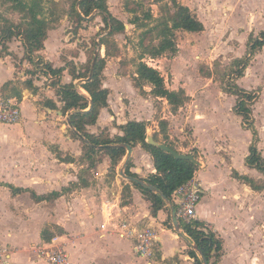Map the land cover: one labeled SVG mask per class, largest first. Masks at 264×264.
Here are the masks:
<instances>
[{
  "label": "crops",
  "instance_id": "0c3cea01",
  "mask_svg": "<svg viewBox=\"0 0 264 264\" xmlns=\"http://www.w3.org/2000/svg\"><path fill=\"white\" fill-rule=\"evenodd\" d=\"M84 27L85 25L81 26L76 34ZM73 42L75 41L69 40L64 45L58 40L57 31L53 27L47 31L43 48L32 54L31 58H33V61L40 59L53 68L63 67L60 77L61 83L73 82L78 90L88 97V93L80 87V83L83 82L82 79L73 80L69 73V64H71L70 62L84 64L92 45L89 42L85 46L79 45V43L73 45ZM94 52L93 60L97 50L95 49ZM101 54L104 55V52L102 51ZM106 57L104 58L105 63ZM105 75L104 65L102 84L110 92V88L106 86L104 81ZM244 75L239 79H242ZM27 79L32 81L34 90L24 86L23 82ZM51 81V75L44 76L35 72L34 65L25 57V48L19 37H13L5 43L0 41V96L15 97L8 92L2 94L1 87L8 82H13L16 85L21 94L20 99L18 98L22 111V119L19 125H22L28 134L23 137L24 142L33 145V148L29 150L31 164L16 163V170L26 172L27 169H37V171H32V174L35 175L34 179L39 180L43 178L41 177V172H43L41 170L45 168V159L47 158L50 163V158L53 157V161H59L60 165L64 166L65 173L63 175L66 181L61 183L60 187H41L42 184L30 186L15 184L7 179L0 178V180L27 188L38 195L53 190L60 191L67 186L71 187L69 191L50 201H36L29 191L13 194L10 189L5 187L7 195L4 201H0V246H9L13 249L9 264H47L29 250V247L44 242L41 233L45 228L51 233V238L58 236L65 242L73 264H105L108 258V260L120 258L124 264L134 263L136 253L133 249V243L130 240L121 239L109 231L111 224L118 216H123L129 222L137 225L138 228L151 226L157 231L158 242L151 264H192L193 259L190 258L187 251L190 246L175 235L170 227L172 221L168 205L166 204L167 209L163 208L152 215L149 207L150 202L145 199L141 190L134 187L130 181L119 174L123 161L120 163L121 165L119 164L116 167L113 178V185L121 184L119 187H113L115 201L99 200V196L96 194L97 191L93 187L96 182L95 178L102 176L101 172L109 175L111 163L108 156H106L108 159L101 157V161L90 170L91 173L86 179V185L79 184L75 186V183L79 182L81 170L87 165L86 161H82L80 158L83 153L81 142L72 135L73 128L69 123L71 112L62 113L63 103L58 100ZM130 85L132 93L136 95L137 91L132 82ZM180 88L184 89L187 96L191 98L192 95L188 93L183 84ZM111 96L112 93L110 92L107 98L108 107L100 109L95 124L86 126L89 133L99 134L105 129L109 136L113 138L116 135L123 134L120 126L127 121H145L148 123L147 136H151L156 142L165 144V139L159 131L158 121L160 119L167 120L169 140L174 137L183 140L186 138L185 125L177 128L175 124L177 119H184V115H187L185 122L190 124L191 139L186 143L180 142L175 149L182 152L186 151L188 147H195L201 150V154H204L205 161L201 160V163L199 162L200 165H198L193 175V178L200 183L203 191L196 208L195 219L206 223L215 235L222 240L221 255L217 264H264V191L252 189L246 183L232 176V172L235 171L239 175H246L257 180L259 175L255 174L256 172L253 170L259 171L245 164L244 159L246 156L241 157L246 168L243 167V169L238 170L233 165V154L227 162L220 163L217 161L218 157L206 149L205 141L202 139L199 129L206 130V127L202 124H205L210 118L208 109H203L199 105L193 109L192 105L185 103L176 112H171L167 101L157 98L164 101L166 107L163 110L167 109L168 111L165 116L157 119V124L152 122V125H150L149 119L142 117H130L124 121H119V118L115 120L117 113L114 109H112L114 115L109 113L112 108ZM49 100L55 103L56 108L49 107L47 104ZM261 100V107L264 112V90L262 91ZM190 101L193 102L194 100L190 99ZM194 110H197L199 118L193 117ZM107 116L108 119H106ZM115 121L116 125H113ZM259 121V119H256L254 125L259 137L257 146L260 147L264 146V119H262L258 128L256 124L258 125ZM241 129L243 128L241 127ZM73 139L78 140V143L74 142ZM176 139L173 141L176 142ZM76 144H80V149L79 145H77V149L74 148ZM214 145L215 141L213 142ZM261 153L264 155L263 152ZM130 159L132 161L130 170L137 174L138 178L144 179L155 173L151 156L139 144L132 148ZM222 167L227 169L231 178L238 184L227 187L220 180H216L215 175L220 172L219 169H222ZM63 168L58 167L59 174L57 175L56 166L54 165V170L47 173V185L56 182V176L61 175L60 171ZM94 172L98 174L94 175ZM259 173L263 176L261 172ZM249 174L256 175V178ZM127 183L130 184L131 195L127 199L128 203L122 204V188ZM119 200L120 202L117 203ZM184 235L192 242L185 233ZM143 260L147 264L146 260Z\"/></svg>",
  "mask_w": 264,
  "mask_h": 264
},
{
  "label": "rangeland",
  "instance_id": "374dc122",
  "mask_svg": "<svg viewBox=\"0 0 264 264\" xmlns=\"http://www.w3.org/2000/svg\"><path fill=\"white\" fill-rule=\"evenodd\" d=\"M55 1L61 13L64 10L67 11L72 3V0ZM180 2L190 8L192 13L203 23L204 29L201 32L176 30L174 32V40L177 45L176 53H166L154 59L145 57L144 61L160 71L169 89L177 90L182 84L186 87L188 93L192 96L185 103L192 105L193 109L197 108V105L203 107V109H208L210 118L205 124H202L206 127V130L202 131L200 128L199 131L205 141L206 149L218 157L217 161L225 163L233 154V165L238 170L243 169V167L246 168L241 157L248 155L247 144L250 143L251 136L248 131H245L246 129H241V117L233 111L236 96L225 93L223 88L232 89L234 83H237L240 87L258 94V98L253 102L251 108L254 121L256 119L260 120L259 124H256V127L259 128L262 119H264V112L261 107V96L264 90V46L255 49L254 55L251 57V63L242 79L235 78L236 66L232 63L237 58L248 56L249 47L255 40L264 39V36L260 34L264 32V0H180ZM143 3L144 6H139L136 2H130V8L133 7L136 11L134 14H130L124 10L125 0H107L110 13L124 22L125 31L113 35L107 42L110 53H115L113 46H111L112 42L118 45L119 49L117 53L106 57L104 81L112 93V108L109 113L114 115L112 112V109H114L117 113L115 120L119 118V121H124L130 117H142L148 118L150 125H152V122L157 124V119L167 114V109L163 110L166 107L164 101L158 100L151 94H144L141 89V91L136 89L137 93L135 92V95L130 87V83L133 84L132 75L135 71L136 63L134 59L139 53L134 46L139 39L140 32V29H137L136 25L131 24L130 21L136 15L143 18L144 12L147 10H150L154 17H158L160 14V2L143 0ZM1 17L8 18L14 23L21 21V14L12 10L9 3H3L0 0V20ZM82 25H85V27L74 36L71 28L68 29L72 26L70 21L66 18V14L62 15L61 19L54 23L58 40L64 45L67 41L72 40L75 41L72 43L73 45L79 43V45L85 46L87 42L92 45L94 40L98 44V40L101 38L100 35L103 36L108 33L105 23L98 15L93 16L90 23ZM3 26V22L0 21V29ZM97 49L102 53V48L96 47ZM116 54L118 55L116 56ZM227 72L230 75L224 76ZM143 89L150 91L149 86H144ZM190 99L194 101L192 102ZM189 108L191 109V107ZM184 112L186 113V111ZM197 113V110H194L193 117L199 118L200 116L198 117ZM186 116L184 115V119H177L175 124L177 128L185 125L186 138L178 140L174 137L172 140H167L174 148H177L180 142L186 143L191 139L190 124L185 122ZM106 119H108V116ZM20 123L0 124V178L10 180L15 184L30 186L42 184L41 187H60L61 183L66 181L63 175L65 170L59 161H53V157L50 158V163L47 158L45 159V168L41 170L43 171L41 172L43 178L39 180L34 179L35 175L32 174V171H37V169H27L26 172L16 170V163L31 164L29 150L33 148V145L24 142L23 137L28 134L26 129L19 125ZM114 124L116 125V121L113 122ZM174 139H176V142L173 141ZM230 140L231 146L229 147ZM73 141L78 143L76 139H73ZM214 141L215 145L213 146ZM77 145L80 149V144H76L74 148L77 149ZM259 150L264 153V146H260ZM180 153L193 154L200 163L201 160L205 161L204 154H201V150L195 147H188L186 151ZM100 156L108 159L103 154ZM54 165L56 166L57 175L59 174L58 167L63 168L60 171L61 175L56 176V182L47 185V173L54 170ZM219 171L215 178L220 180L223 185L231 187L232 184H238L231 178L227 169L222 167ZM253 171L259 175L258 179L254 180L259 184H263V176L256 170ZM94 173V175L98 174L97 172ZM101 173L102 176L95 178L96 182L93 186L99 196L98 199L115 201L113 187H119L121 184L113 185V177L106 175L107 173ZM249 175L256 178L254 174ZM0 187V201H4L7 195V187L3 185H0ZM173 200L177 205L174 197ZM119 202L120 200L117 203ZM123 219L127 220L123 216L116 218L118 221ZM206 227L210 229L208 225ZM171 229L177 235L174 229ZM131 242L133 243V241ZM187 251H189V248ZM135 256L134 263L130 262V264H145L142 258ZM108 259L105 264H124L120 258Z\"/></svg>",
  "mask_w": 264,
  "mask_h": 264
},
{
  "label": "trees",
  "instance_id": "16d2710c",
  "mask_svg": "<svg viewBox=\"0 0 264 264\" xmlns=\"http://www.w3.org/2000/svg\"><path fill=\"white\" fill-rule=\"evenodd\" d=\"M3 3H9L10 8L21 14V21L14 23L10 19L1 17V22L4 26L0 29V41L5 43L13 37H19L25 48V57L32 62L35 67V72L39 75H51V84L55 88L58 100L63 103L61 111L63 114L71 112L69 115V123L73 128L72 135L79 139L82 144L81 160L86 161V167L81 170L79 182L75 186L86 185V179L91 173L90 170L101 161V154L108 156L111 163L109 176L113 177L116 173V167L123 161L126 156V149L124 147L107 146L101 149L91 147L84 142L87 139L95 146L115 145L126 143L135 147L140 145L142 149L147 151L152 158L155 173L150 174L143 180L155 186L166 199L171 202L175 211L177 205L173 201L172 194L174 190L181 184L191 179L198 168V165L183 159H176L170 153L160 149L155 145L147 143V126L145 121H127L120 126L122 135H116L111 138L108 132L104 129L99 134H91L87 131L86 126L95 124L99 111L101 108L108 107L109 90L103 87L102 84V70L105 65V57L113 55L118 51V45L111 43L115 53H110L107 46L109 38L115 34L125 31V24L122 20L112 15L107 7V0H72L71 5L67 11L58 9V4L55 0H1ZM160 2L158 17H154L150 10L144 12V17L136 15L131 24H135L137 29H140L138 41L135 44V50L139 53L135 57V71L132 75L133 86L137 90H142L144 94H151L156 98L165 99L170 107L171 112H176L188 100V96L184 89L177 90L169 89L165 84V79L158 69L149 66L145 61V57L157 58L166 53H176L177 45L174 40V32L176 30H184L187 32H201L204 29L203 23L192 13L190 8L180 2V0H153ZM130 2H136L139 6H144L143 0H125L124 10L127 13L134 14L136 11L130 8ZM71 23V30L76 34L82 24L90 23L91 19L85 18L93 16H101L105 23L108 33L100 35L101 38L93 41L92 46L88 52L87 61L84 64H75L70 62L69 73L73 80L82 79L80 87L88 93V97L81 93L77 86L73 83H61L60 77L63 72V67L53 68L50 64L37 59L33 61L31 55L43 48L44 40L47 37V31L54 27V23L65 15ZM264 36V32L260 33ZM5 46V45H4ZM264 46V39H257L249 47V55L243 58H237L232 65L236 66L235 78L239 79L244 75L251 57L254 55L255 49ZM96 47L102 48L104 55L97 49L95 62L93 64L92 77H89L91 64ZM35 74V73H34ZM33 74V75H34ZM229 76V72L224 76ZM233 80V78H231ZM25 87L35 89L32 81L29 79L23 82ZM144 86H149L150 91H145ZM140 90V91H141ZM225 93L236 96V104L234 113L241 117V127L246 129L251 134V140L248 147V155L244 162L247 166L257 169L263 174L264 178V155H262L257 144L259 137L254 125L252 115V104L258 98V94L253 91H248L234 83L233 88H223ZM8 92L12 96L20 99V91L16 88L13 82L5 83L1 87V93ZM91 105L89 106V104ZM49 107L56 108L53 101H48ZM160 133L165 139V144L177 151L172 144L167 142L168 122L165 119L158 121ZM178 152V151H177ZM132 166L131 159L124 168V173L127 176L138 177L130 168ZM232 176L237 180L246 183L252 189L264 191L263 184L257 183L253 178L246 175H239L233 171ZM131 184L140 189L145 199L150 202V212L155 215L157 211L165 208L166 203L162 197L148 188H144L137 183ZM0 185L6 186L13 194H19L24 191H29L31 196L36 201H50L59 197L71 189L70 186L63 187L60 191H51L46 194L38 195L34 191L27 188L16 186L12 183L3 182L0 180ZM74 185V184H73ZM73 187V186H72ZM131 193L130 184H124L122 188V204L128 203ZM127 198V199H125ZM180 228L197 246V249L204 255L208 264H217L222 250V240L217 237L215 233L208 229L206 223L193 219L184 221L178 218ZM170 227L172 224L170 223ZM51 233L47 228L43 229L41 237L44 242L51 239ZM43 242V243H44ZM188 254L193 259L192 264H203L197 251L189 247Z\"/></svg>",
  "mask_w": 264,
  "mask_h": 264
},
{
  "label": "built area",
  "instance_id": "2783aa9c",
  "mask_svg": "<svg viewBox=\"0 0 264 264\" xmlns=\"http://www.w3.org/2000/svg\"><path fill=\"white\" fill-rule=\"evenodd\" d=\"M22 119L21 104L16 97L0 96V124H18ZM202 187L193 177L177 187L172 196L177 202L176 216L184 221L196 218V208L202 196ZM110 232L121 239L133 241V249L137 256L151 264L158 242V233L151 227L138 228L137 225L123 219L114 220ZM39 259L47 264H73L60 237H52L50 241L29 247ZM13 249L0 246V264H9Z\"/></svg>",
  "mask_w": 264,
  "mask_h": 264
},
{
  "label": "water",
  "instance_id": "95a60500",
  "mask_svg": "<svg viewBox=\"0 0 264 264\" xmlns=\"http://www.w3.org/2000/svg\"><path fill=\"white\" fill-rule=\"evenodd\" d=\"M91 18H93V15H91V16L85 18V19L86 20H89ZM94 62H95V59L93 60L92 67H91V71H90V74H89V77L87 78V80H89L92 77L93 64H94ZM146 141H147V143H149L151 145H155V146L159 147L160 149H162V150L170 153L176 159L189 160V161H191V162H193V163H195L197 165H200V163L196 160V158H195V156L193 154H185V153L177 152V151H175L174 149L170 148L168 145H166L164 143L156 142L151 136H147ZM84 142L86 144H88L89 146L95 147L97 149H101V148H104V147H107V146L124 147L126 149V156L124 158V161H123L122 167H121V169L119 171V174L124 179H127L128 181L133 182V183H137V184L141 185L144 188H148L151 191H153L154 193H156V194H158V195H160L162 197V199L165 201V203L168 205V207L170 209L172 226H173V229L176 232L177 236L179 238L183 239L186 243H188V245L191 248H193L194 250L197 251L198 255L200 256V258H201V260L203 262V264H208V262L205 259L204 255L197 249V246L193 242H190L188 240V238L184 235L183 231L181 230L180 224H179V221H178V218L176 216V211H175L173 205L171 204V202H169L166 199V197L163 196L161 194V192L155 186L151 185L150 183L145 182L141 178L127 176L124 173V168H125L126 164L128 163V161L131 158V154H132V147H131V145L126 144V143H121V144H115V145H104V146H101L100 145V146H95V145L91 144L87 139H84Z\"/></svg>",
  "mask_w": 264,
  "mask_h": 264
}]
</instances>
